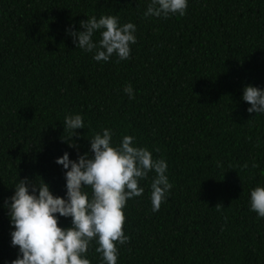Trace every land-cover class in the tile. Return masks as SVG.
I'll return each mask as SVG.
<instances>
[{
	"label": "trees",
	"instance_id": "obj_1",
	"mask_svg": "<svg viewBox=\"0 0 264 264\" xmlns=\"http://www.w3.org/2000/svg\"><path fill=\"white\" fill-rule=\"evenodd\" d=\"M150 2L0 0V264L19 252L5 207L19 179L43 177L67 198L56 160L88 153L104 128L113 145L132 135L164 159L173 185L153 212L156 173L139 182L117 264H264V218L250 205L251 191L264 187V114H249L242 99L248 85L264 89V0H188L185 15L168 18L145 17ZM93 15L137 26L130 59L97 62L77 49L66 30L83 31L80 21ZM69 114L84 118L77 148L61 140ZM59 222L71 226L70 217ZM96 247L87 258L103 264Z\"/></svg>",
	"mask_w": 264,
	"mask_h": 264
},
{
	"label": "clouds",
	"instance_id": "obj_2",
	"mask_svg": "<svg viewBox=\"0 0 264 264\" xmlns=\"http://www.w3.org/2000/svg\"><path fill=\"white\" fill-rule=\"evenodd\" d=\"M188 0H151L145 17H163L186 14ZM74 25L66 31L72 37L77 49L94 53L97 62H109L113 55L117 63L128 60L131 45L137 43L134 23L120 24L117 15H95L80 21L83 31H76ZM100 32V39L94 35ZM129 99H135L131 84L124 87ZM243 101L251 105L249 114H264V89L248 85L244 88ZM68 139L61 137L70 148H77V129L85 128L80 114H69L64 118ZM114 133L110 128L97 132L90 140V151L79 155L76 160L70 154L56 160L63 165L66 179V197L56 196L50 185L42 178L35 181L25 177L15 185L14 195L7 198L5 207L12 227V246L18 247L17 258L11 264H91L87 258L93 240L101 254L103 264H117L119 247L130 242L125 234L126 216L124 209L129 199L139 197L144 188L139 182L149 172L156 176L151 183L152 211L158 212L166 202L173 185L166 175L167 162L155 159L147 147H138L136 138L124 135L122 142L113 145ZM158 152L159 149L157 148ZM248 167L247 164L244 165ZM253 168L259 167L253 163ZM91 188V195L85 191ZM251 210L264 218V187H256L250 193ZM223 206L218 204L216 210ZM59 214V215H57ZM71 218V226H60L59 218Z\"/></svg>",
	"mask_w": 264,
	"mask_h": 264
}]
</instances>
